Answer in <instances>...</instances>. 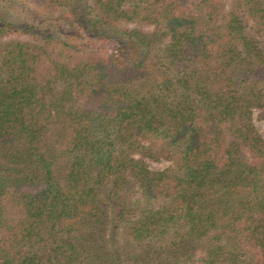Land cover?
<instances>
[{
  "label": "trees",
  "instance_id": "obj_1",
  "mask_svg": "<svg viewBox=\"0 0 264 264\" xmlns=\"http://www.w3.org/2000/svg\"><path fill=\"white\" fill-rule=\"evenodd\" d=\"M44 1L0 8V264H264V0Z\"/></svg>",
  "mask_w": 264,
  "mask_h": 264
},
{
  "label": "rangeland",
  "instance_id": "obj_2",
  "mask_svg": "<svg viewBox=\"0 0 264 264\" xmlns=\"http://www.w3.org/2000/svg\"><path fill=\"white\" fill-rule=\"evenodd\" d=\"M32 6H47V3L44 0H0V8L6 10L9 13L11 18H20L26 21H31L29 11H33L34 7ZM27 8V9H26ZM63 23L66 22V17L61 19ZM139 26L144 30H153V26L147 24H129V27ZM259 40L264 42V36H258ZM102 54H108L113 50V44L110 42H102L99 45ZM254 122L260 131V133L264 136V117L263 110L260 108L254 109ZM150 166L153 169H164L169 165V162L166 160L160 161H149Z\"/></svg>",
  "mask_w": 264,
  "mask_h": 264
}]
</instances>
